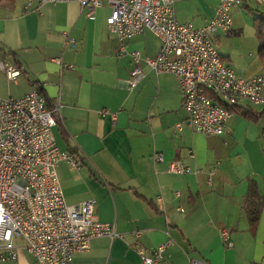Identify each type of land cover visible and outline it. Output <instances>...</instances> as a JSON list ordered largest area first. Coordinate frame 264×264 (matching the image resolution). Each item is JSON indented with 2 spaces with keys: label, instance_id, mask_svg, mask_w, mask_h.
<instances>
[{
  "label": "crops",
  "instance_id": "obj_1",
  "mask_svg": "<svg viewBox=\"0 0 264 264\" xmlns=\"http://www.w3.org/2000/svg\"><path fill=\"white\" fill-rule=\"evenodd\" d=\"M19 1L0 2V63H18L22 71L10 81L0 69V97L40 86L51 108L60 102L53 127L57 145L82 159L79 169L66 161L57 166L66 202L96 199L97 219L119 234L93 239L70 264H142L136 242L151 249L165 244L161 264H264V106L246 105L258 119L235 113L222 135L197 133L174 74L157 75L142 62L145 76L135 88L128 85L130 52L155 57L160 51L153 32L150 41L146 30L122 43L108 31L107 4L88 15L76 1L44 4L40 12H26ZM218 3L175 0L176 15L202 27ZM248 7L264 12V0L233 9V28L217 37L224 62L246 78L264 72ZM65 33L77 40L75 48L65 44ZM122 46L127 51L118 56ZM57 58L73 67L63 68ZM155 152L166 161L157 163ZM176 159L190 172H168L167 162ZM250 181L263 199L255 232L244 209ZM224 229L233 247L224 244ZM0 264L38 263L22 249L16 261Z\"/></svg>",
  "mask_w": 264,
  "mask_h": 264
},
{
  "label": "built area",
  "instance_id": "obj_2",
  "mask_svg": "<svg viewBox=\"0 0 264 264\" xmlns=\"http://www.w3.org/2000/svg\"><path fill=\"white\" fill-rule=\"evenodd\" d=\"M19 5V0H0ZM76 1L91 15L104 4L111 13L107 18L109 33L122 43L153 32L160 40L155 57H143L130 52L134 68L128 80L135 88L145 76L142 62L157 75L172 73L182 93V108L194 131L204 135L228 132L229 120L236 106H264V72L253 77H241L226 64L217 47L219 34L233 28L232 10L249 0H219L213 18L204 26L177 18L175 0H23V9L41 11L48 3ZM262 1V0H256ZM65 44L76 47L77 40L65 33ZM122 46L117 55L125 53ZM63 68L61 58H57ZM0 69L10 81L21 75V68L9 61ZM60 102L50 108L40 86L18 97H0V260L16 261L26 249L38 264H70L75 255L90 249L91 241L99 237L119 236L112 223L97 219V201L69 204L64 197L57 166L66 161L79 169L82 159L57 145L53 127ZM103 115L107 111L101 112ZM182 125H179L181 127ZM191 156L193 155L192 152ZM154 160L165 162L162 153ZM167 171L186 174L190 168L176 159L167 162ZM215 170L210 171L211 178ZM162 203V198L158 199ZM182 210V209H181ZM141 231H135L138 237ZM224 244L233 247L228 230H222ZM135 249L142 264H161L165 244L155 249L136 242ZM190 264H205L191 260Z\"/></svg>",
  "mask_w": 264,
  "mask_h": 264
},
{
  "label": "trees",
  "instance_id": "obj_3",
  "mask_svg": "<svg viewBox=\"0 0 264 264\" xmlns=\"http://www.w3.org/2000/svg\"><path fill=\"white\" fill-rule=\"evenodd\" d=\"M249 8V7H248ZM250 9V8H249ZM254 16V26L256 29V36L261 45V52L260 57L264 64V12L260 11L259 9H250ZM20 68L21 66L16 63ZM51 108V106L48 104ZM236 113H242L246 117L252 119H258L259 114H255L249 109L243 106H236L231 108ZM263 207V199L259 193L258 187L254 181H250L247 195H246V202L244 205V209L247 213L249 222H250V229L252 232H255L259 223L261 209Z\"/></svg>",
  "mask_w": 264,
  "mask_h": 264
},
{
  "label": "rangeland",
  "instance_id": "obj_4",
  "mask_svg": "<svg viewBox=\"0 0 264 264\" xmlns=\"http://www.w3.org/2000/svg\"><path fill=\"white\" fill-rule=\"evenodd\" d=\"M251 2H252V1H251ZM251 4H252V5H255L254 2H252ZM146 34L149 35V36L151 37V38H148L149 41H150V39H155V38H154V37H155L154 34H152L150 31H147ZM221 51H222V52H225L224 50H221ZM248 106H250V107H254L253 105H248Z\"/></svg>",
  "mask_w": 264,
  "mask_h": 264
}]
</instances>
